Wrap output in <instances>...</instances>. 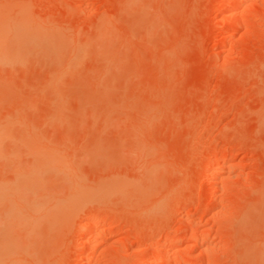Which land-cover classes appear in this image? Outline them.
<instances>
[{"label": "rangeland", "instance_id": "rangeland-1", "mask_svg": "<svg viewBox=\"0 0 264 264\" xmlns=\"http://www.w3.org/2000/svg\"><path fill=\"white\" fill-rule=\"evenodd\" d=\"M244 2L0 0V264H264Z\"/></svg>", "mask_w": 264, "mask_h": 264}, {"label": "bare ground", "instance_id": "bare-ground-1", "mask_svg": "<svg viewBox=\"0 0 264 264\" xmlns=\"http://www.w3.org/2000/svg\"><path fill=\"white\" fill-rule=\"evenodd\" d=\"M244 4H245V2H244V0H240V7H242L243 8V6H244ZM2 32L0 31V35L2 36V34H1ZM7 35V34H6ZM3 37H4V35H3ZM2 37V38H3ZM1 39V38H0ZM5 39V38H4ZM1 42V41H0ZM3 45V44H2ZM17 121V120H16ZM11 124V123H10ZM2 135V134H1ZM43 153V152H42ZM52 154V153H51ZM47 155V154H46ZM53 156V155H52ZM65 164V163H64ZM212 166V165H211ZM211 166H209V167H211ZM217 174H218V171L216 172ZM70 175H72V174H70ZM216 175V174H215ZM3 191V190H2ZM88 227L89 228H91L92 226H91V224H90V226L88 225ZM174 243H176V239L175 238H173V237H169L167 240H166V242H165V246L166 245H171V244H174ZM10 245V244H9ZM13 250V249H12ZM11 250V251H12ZM9 251V250H8ZM13 252V251H12ZM11 252V253H12ZM17 252H18V250H17ZM9 253H10V251H9ZM9 253H7V254H9ZM10 253V254H11ZM11 255H13V254H11ZM5 257V256H4ZM10 257V256H9ZM5 258H7V257H5ZM11 259V258H10ZM9 259V260H10ZM7 261V260H6ZM12 261L14 262L15 261V259H12ZM9 263L8 264H11L10 263V261H8ZM18 262V261H17ZM144 262H145V260H144ZM5 264V263H4ZM13 264V263H12ZM15 264V263H14Z\"/></svg>", "mask_w": 264, "mask_h": 264}]
</instances>
